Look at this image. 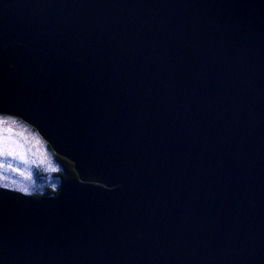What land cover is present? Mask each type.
<instances>
[{
	"label": "water",
	"instance_id": "obj_1",
	"mask_svg": "<svg viewBox=\"0 0 264 264\" xmlns=\"http://www.w3.org/2000/svg\"><path fill=\"white\" fill-rule=\"evenodd\" d=\"M0 116L78 175L0 264H264V0H0Z\"/></svg>",
	"mask_w": 264,
	"mask_h": 264
},
{
	"label": "rangeland",
	"instance_id": "obj_2",
	"mask_svg": "<svg viewBox=\"0 0 264 264\" xmlns=\"http://www.w3.org/2000/svg\"><path fill=\"white\" fill-rule=\"evenodd\" d=\"M6 117H0V129L11 128L12 131L0 132V152H3L0 154V185L18 186L22 191L31 192L40 186L35 181L37 170L51 173L44 170L50 165L51 157L36 135Z\"/></svg>",
	"mask_w": 264,
	"mask_h": 264
},
{
	"label": "trees",
	"instance_id": "obj_3",
	"mask_svg": "<svg viewBox=\"0 0 264 264\" xmlns=\"http://www.w3.org/2000/svg\"><path fill=\"white\" fill-rule=\"evenodd\" d=\"M6 118L10 119L9 121H15L37 136V138L40 140V143H42V146L51 157L50 165H46L44 167V170L51 171V173H49L48 175V173L45 174L44 172L37 170L35 181L36 184L38 183L37 185L40 186H38L36 190H33L31 192L22 191V188L18 186L7 187L0 185V188L16 191L35 199H43L56 196L64 184L78 179V175L75 171L74 165L66 159H63L56 155L53 149H51V147L41 138L37 131L18 119L10 117Z\"/></svg>",
	"mask_w": 264,
	"mask_h": 264
},
{
	"label": "snow or ice",
	"instance_id": "obj_4",
	"mask_svg": "<svg viewBox=\"0 0 264 264\" xmlns=\"http://www.w3.org/2000/svg\"><path fill=\"white\" fill-rule=\"evenodd\" d=\"M12 131V129L11 128H5V129H0V132H7V133H10ZM3 139H7V137L5 136V137H3ZM0 154H3V152H0ZM9 154H11V153H9Z\"/></svg>",
	"mask_w": 264,
	"mask_h": 264
}]
</instances>
